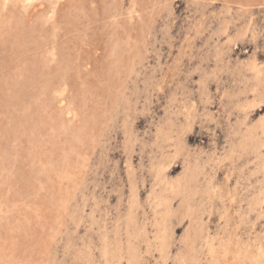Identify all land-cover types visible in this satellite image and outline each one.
Masks as SVG:
<instances>
[{
  "label": "rangeland",
  "instance_id": "rangeland-1",
  "mask_svg": "<svg viewBox=\"0 0 264 264\" xmlns=\"http://www.w3.org/2000/svg\"><path fill=\"white\" fill-rule=\"evenodd\" d=\"M0 264H264V0H0Z\"/></svg>",
  "mask_w": 264,
  "mask_h": 264
}]
</instances>
